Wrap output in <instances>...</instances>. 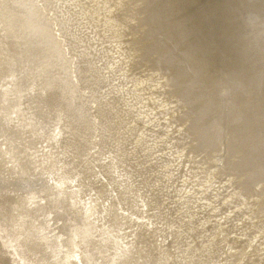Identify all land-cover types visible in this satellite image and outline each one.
Here are the masks:
<instances>
[{"label": "bare ground", "instance_id": "1", "mask_svg": "<svg viewBox=\"0 0 264 264\" xmlns=\"http://www.w3.org/2000/svg\"><path fill=\"white\" fill-rule=\"evenodd\" d=\"M0 264H264V0H0Z\"/></svg>", "mask_w": 264, "mask_h": 264}]
</instances>
